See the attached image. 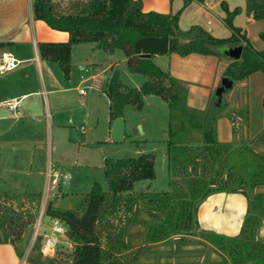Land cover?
<instances>
[{
	"label": "trees",
	"instance_id": "trees-1",
	"mask_svg": "<svg viewBox=\"0 0 264 264\" xmlns=\"http://www.w3.org/2000/svg\"><path fill=\"white\" fill-rule=\"evenodd\" d=\"M32 10L36 20L69 34L66 42L39 44L41 57L58 63L66 77L71 71L73 48L94 43L95 49L106 54L121 50L128 71L147 78L139 88H132L121 82L117 72L111 76L106 95L112 119L123 117L126 106L141 110L146 96L163 99L170 111L167 157L171 185L187 186V190L136 195L138 183L156 177L154 156L141 153L137 157L108 161L109 193L102 192L96 185L75 210H60L52 202L48 203L45 214L66 227L67 238L73 245L70 259L69 255L55 258L52 264H129L135 255L133 252L124 255L133 248L125 229L136 217H122L119 212L123 208L136 214L141 201L147 206L148 216L155 221L148 235L150 240H165L169 234L179 232L191 235L194 228L200 229L212 240L214 247L224 252L227 259L224 257L223 263L264 264V239H256V218L250 217V209L258 205L259 196L254 195L252 200L249 195L257 185L264 184V179L251 183L246 190L244 176L229 165L230 145L218 137L224 99L217 105L218 99L213 93V113L191 107L187 82L161 69L152 57L134 53L136 41L145 37L168 36L169 54L183 57L192 53L221 56L220 48L242 46L241 58L231 59L224 77L236 83L254 73H264V49L256 50L247 34L233 25L234 17L241 10L227 13L226 24L232 30L228 38L214 37L199 25L182 30L177 14L145 12L140 0H32ZM245 12L252 20H264V0H246ZM260 38L264 42V32ZM7 46L9 43L0 42V51ZM196 134L200 137L196 138ZM259 139L264 142V133ZM218 193L241 194L246 198V216L239 234L234 237L202 230L199 225V206ZM14 200L19 197L0 195V206L6 205L5 211L0 208V244H11L22 257L21 245L28 240L25 229L32 228L36 216L23 207L15 208ZM114 218L121 221V227L115 224ZM39 240H36L35 249L40 251ZM37 260L39 262L37 256L28 259L31 264H37Z\"/></svg>",
	"mask_w": 264,
	"mask_h": 264
},
{
	"label": "rangeland",
	"instance_id": "rangeland-1",
	"mask_svg": "<svg viewBox=\"0 0 264 264\" xmlns=\"http://www.w3.org/2000/svg\"><path fill=\"white\" fill-rule=\"evenodd\" d=\"M182 1L184 3L183 11L177 13L181 29L187 30L192 25L204 27L207 24L206 21H208L213 26L212 29H209L210 32L217 38L231 36L232 33L229 31L227 24H225L227 27L223 25L218 17H224L226 23L227 12L222 6L223 2L220 3L222 0H214L216 6L212 19L203 13L194 14V7L188 4L191 0ZM226 1L233 3L230 5L233 11L239 9L243 13L245 0ZM245 19L249 20L243 13L242 15L237 14L233 21H235L237 28L241 29L245 26ZM250 23V27L247 28L248 36L252 37L254 45L259 48L264 43L259 38V31L264 30V26L258 21L252 22L251 20ZM241 31L246 33L244 29H241ZM87 45L94 48L96 46L94 43H87ZM76 47H74L71 56L73 73L75 76L78 75L79 78L82 76L87 81L77 89V84L70 89L71 102L67 106L71 109L69 108L66 113L70 110L74 111V120L49 121L44 115L45 118L42 116L39 121H26L24 126L25 133L30 134L32 141L35 140L37 154L40 156L36 160L38 165L42 167L43 172L46 171L45 161H48L51 153V161L56 166L53 168L54 171L49 172V175L57 172L59 174L55 188L51 183V179L49 180L44 174L37 179L35 195L16 196L19 197V200L12 202L15 208L23 207L36 216L32 228L29 231L25 229L28 240L23 242L21 247L28 259L32 256L39 258L37 264H52L55 258L61 259L68 255V259H70L73 251V247L70 246L72 243L68 240L67 235L65 237L57 235L59 243L52 257H44L41 251L35 249L36 240L40 239L39 245H42L45 235L51 233L55 221L45 214L48 203L52 202L53 206L60 210H75L80 207L83 198L93 191L96 185L100 187L102 192L109 193L110 188L106 176L108 161L113 162L122 158L137 157L141 153L154 156L156 177L152 181L138 183L134 192L136 195L140 192H147L152 195L159 192H175L176 189L187 190L186 184L181 183L180 187L171 185L172 176L168 170L167 157L170 121V111L167 103L158 96L150 95L144 98V106L141 110H137L133 106H126L123 109L125 121L124 140L115 142L111 134L110 141H107L109 134L106 131V109L109 102L100 90L91 88L92 82L88 80L89 76L97 74L100 77L104 74L105 79H107L109 75L111 76L117 72L121 82L132 88H139L147 78L128 71L124 53L121 50H116L113 54L100 51L98 55L102 53V56H98L93 55L91 52H80L79 48ZM228 48L227 46L218 49L223 55L215 57L225 59V52ZM152 60L161 69L168 71V56H153ZM227 61L232 60L229 58ZM224 69L225 65L220 63L215 82L209 89L206 106L196 109L213 113L214 88L221 85L220 77ZM34 77H32L34 82H31V85L35 83L36 79ZM252 77L255 80L254 89L250 88L248 81L245 83L236 82L233 83L232 87L234 92L230 91L223 95L222 99L225 101V107L222 111V117L218 120L220 121L218 126L219 140L230 145L229 165H232L237 173L244 176L248 185L246 190L249 189L251 183L264 179V142L259 139V136L264 133V73H255L250 78ZM257 77H259V80ZM102 83L106 87V80ZM187 84L189 88L190 83L187 82ZM81 90L84 91V94H87L84 96L80 93ZM40 99H42V96H40ZM40 104L41 109L39 110L45 113L46 107L42 100ZM94 127H96V133L98 134L97 139L92 136L91 130ZM18 131L19 128L15 127V132L18 133ZM195 137L199 138L200 135L196 134ZM3 176L5 177V175L0 174V180ZM7 176L10 177L9 174ZM27 178L26 175H20L11 178L12 180L8 182L14 183V188H19L25 186ZM0 190H4V187ZM249 195L252 200L254 195L259 196L258 205L250 209V217L256 218L254 230L256 239H264V184L257 185ZM138 204L136 214L133 213L134 211L127 212L122 208L119 216L136 217V220L129 222L125 229L127 239L136 248H142L145 251L150 248L154 249L153 254H146L147 257L152 256L153 262L151 264H225L223 262L227 257L224 252L214 247L212 240L204 235L200 229L194 228L191 235L184 232L171 233L164 241L161 240L162 242L150 240L148 235L152 233L150 228L155 221L148 216L146 204L142 201ZM4 207L6 205L1 204L0 208L3 211H5ZM114 221L116 225L121 227V221L118 218H114ZM61 225L67 233L66 227L63 224ZM154 242L156 243L154 244ZM150 243H153L154 246H148ZM28 264L31 263L28 261Z\"/></svg>",
	"mask_w": 264,
	"mask_h": 264
},
{
	"label": "crops",
	"instance_id": "crops-1",
	"mask_svg": "<svg viewBox=\"0 0 264 264\" xmlns=\"http://www.w3.org/2000/svg\"><path fill=\"white\" fill-rule=\"evenodd\" d=\"M140 1L145 12L154 11L174 15L179 11H183L184 8L182 0ZM220 3L223 4L222 6L227 13L233 11L230 6L233 4L232 2L222 0ZM188 4L194 7V14L203 13L209 16V18H213L216 6L214 0H191ZM243 13L250 21L252 20L247 16L245 8ZM243 13L241 11L239 15ZM218 17L222 24L225 25V18ZM249 20L245 19V26L241 28L246 31L247 36V28L251 24ZM254 21L261 22L264 26V20H252V22ZM206 22L207 24L203 28L213 35L209 30L213 26L208 21ZM233 24L237 27L235 21H233ZM229 31L232 33L230 28ZM261 32H264V30L259 31V38ZM248 38L256 50L260 51L264 49V43L263 46L261 45L257 48L254 45L252 37L248 36ZM68 39V33L53 30L44 21L34 18L32 0H0V42L9 43V46L2 49L0 53L4 50H9L19 61L18 67L15 70L6 74H0V174L5 175V177L3 176L4 179L0 180V189L4 187V190H0V194L33 196L36 194L34 191H37L35 190L37 189L35 185L38 177L45 174L49 180H52L51 173L49 175V172L54 171L53 168L56 165L51 161V153L48 161H45L46 171L44 173L36 160L40 156L37 154L35 140L32 141L30 134L25 133L24 126L26 121H39L44 115L49 121L74 120V111L70 110L66 113L69 108L71 109V107L67 106L71 102L69 92L72 89L71 87L77 84V89L87 80L83 79L82 76L79 78L78 75H74L72 63L70 75L66 77L58 63L42 58L39 52L40 43H59L66 42ZM76 48H79L80 52H91L93 55L100 54L98 53L100 51L94 47H89L87 44L77 45ZM73 52L74 48L72 54ZM98 56H102V53ZM166 56L169 58L168 70L172 76L190 83L188 103L193 108H203L206 106L209 89L213 86L217 76L218 65L220 63L224 64L225 71L231 63V61H227L229 58L226 56L225 59L197 53H192L185 57L174 53ZM224 71L220 77V81L224 77ZM111 76L109 75L105 79L104 74L100 77L94 74L88 78L92 82L91 88L93 90H100L109 102H107L106 109V131L109 134L107 141L111 139L114 121L110 113V100L106 95L107 85ZM251 76L237 83L248 81L250 88L254 89L255 80L254 77L250 78ZM32 77L36 79L33 85H31V82H34ZM105 80L106 87L102 83ZM217 88L218 86L214 88L215 91ZM231 91L234 92V89ZM86 94L83 95L85 96ZM40 96H42V99H40ZM41 100L46 107L45 113L39 110L41 109ZM219 123L220 121H218V126ZM15 127L19 128L18 133L15 132ZM81 129L83 128L81 127ZM91 132L93 133V138L97 139L96 127ZM20 175L28 177L26 184L25 186L14 188V183L8 181ZM7 186L10 187L8 188ZM246 212L247 201L243 195L218 193L210 196L199 206L197 217L202 230L234 237L241 230ZM154 244L150 243L148 246H154ZM70 246L73 247V245ZM132 252L135 256L129 264H151L153 262L152 256L147 257L146 254H153L155 252L154 249L150 248L148 251H145L142 248L133 246L132 249L124 252V255H129ZM0 264H28V257H25V254L22 257L18 256L14 246L4 243L0 244Z\"/></svg>",
	"mask_w": 264,
	"mask_h": 264
},
{
	"label": "water",
	"instance_id": "water-1",
	"mask_svg": "<svg viewBox=\"0 0 264 264\" xmlns=\"http://www.w3.org/2000/svg\"><path fill=\"white\" fill-rule=\"evenodd\" d=\"M170 39L168 36L164 37H145L136 41L134 45V53L147 58L153 56H165L169 54ZM242 46L229 47L225 55L233 60H239L242 56ZM233 87V81L224 77L221 85L216 89L215 95L218 99L217 105L223 98V95L230 92ZM112 139L115 142H122L125 138V121L123 117L114 120L112 126Z\"/></svg>",
	"mask_w": 264,
	"mask_h": 264
},
{
	"label": "built area",
	"instance_id": "built-area-1",
	"mask_svg": "<svg viewBox=\"0 0 264 264\" xmlns=\"http://www.w3.org/2000/svg\"><path fill=\"white\" fill-rule=\"evenodd\" d=\"M18 64L19 61L11 51L4 50L0 53V74H6L15 70L18 67ZM80 93L84 94V91L81 90ZM51 176L53 178L51 183L55 188L57 186L59 174L57 172L51 174ZM57 235H62L65 237L66 230L59 221L55 220L51 228V233L49 235H45V239L40 248V251L44 257H52L55 254L57 245L59 243Z\"/></svg>",
	"mask_w": 264,
	"mask_h": 264
}]
</instances>
